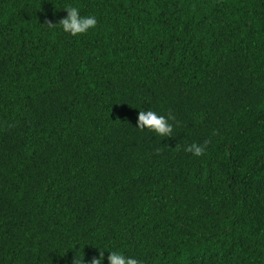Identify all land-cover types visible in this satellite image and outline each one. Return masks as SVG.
I'll return each mask as SVG.
<instances>
[{
    "label": "trees",
    "instance_id": "trees-1",
    "mask_svg": "<svg viewBox=\"0 0 264 264\" xmlns=\"http://www.w3.org/2000/svg\"><path fill=\"white\" fill-rule=\"evenodd\" d=\"M66 5L97 27H49ZM98 247L264 264V0H0V264Z\"/></svg>",
    "mask_w": 264,
    "mask_h": 264
},
{
    "label": "clouds",
    "instance_id": "clouds-1",
    "mask_svg": "<svg viewBox=\"0 0 264 264\" xmlns=\"http://www.w3.org/2000/svg\"><path fill=\"white\" fill-rule=\"evenodd\" d=\"M63 9L67 11V16L61 19L59 23L48 22L49 27L59 25L63 32L72 36L86 34L89 30L97 27L98 19L95 15H82L80 8L73 5H66ZM176 126V118L171 112L161 114L153 109H147L141 110L138 114L137 128L141 131L147 129L159 137H173ZM207 147V142L203 144L191 143L185 148V151L192 153L194 156L201 157L205 155ZM98 248L101 249L100 247ZM105 249L110 252L107 256L109 264H142L140 260L126 255L121 250H109L107 247L101 249L99 258H93L90 264H103L105 259L103 250ZM74 264H85L84 257L80 259L75 258Z\"/></svg>",
    "mask_w": 264,
    "mask_h": 264
}]
</instances>
